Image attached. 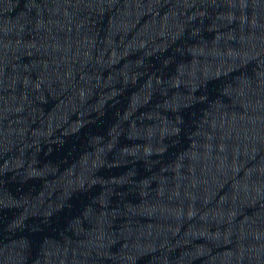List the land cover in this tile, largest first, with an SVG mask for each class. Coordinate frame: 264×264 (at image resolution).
Instances as JSON below:
<instances>
[{
    "label": "water",
    "instance_id": "95a60500",
    "mask_svg": "<svg viewBox=\"0 0 264 264\" xmlns=\"http://www.w3.org/2000/svg\"><path fill=\"white\" fill-rule=\"evenodd\" d=\"M0 264H264V0H0Z\"/></svg>",
    "mask_w": 264,
    "mask_h": 264
}]
</instances>
